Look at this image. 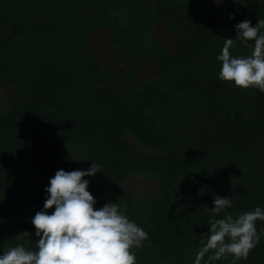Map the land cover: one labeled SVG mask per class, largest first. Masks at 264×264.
<instances>
[{"label": "trees", "instance_id": "obj_1", "mask_svg": "<svg viewBox=\"0 0 264 264\" xmlns=\"http://www.w3.org/2000/svg\"><path fill=\"white\" fill-rule=\"evenodd\" d=\"M240 2L224 0L217 11L203 0H0L9 29L0 37V81L14 91L10 107L0 105V254L17 244L35 250L31 219L49 178L93 161L101 171L85 178L95 207L116 202L149 234L137 264H193L200 236L225 215L206 208L214 195L234 196L225 210L234 218L264 209V92L218 78L216 56L236 37L234 25L264 21V0ZM154 20L176 37L174 53L153 36ZM104 26L126 61L120 88L108 85L87 40ZM234 43L232 55H251L254 41ZM155 62L158 75L134 84L137 70ZM129 136L163 153L143 156ZM136 174L155 189L136 197L124 186ZM236 264H264V237Z\"/></svg>", "mask_w": 264, "mask_h": 264}, {"label": "clouds", "instance_id": "obj_2", "mask_svg": "<svg viewBox=\"0 0 264 264\" xmlns=\"http://www.w3.org/2000/svg\"><path fill=\"white\" fill-rule=\"evenodd\" d=\"M214 2L222 4L224 0ZM229 19H234V15L229 14ZM234 28L236 37L226 38L216 56L221 62L218 78L264 92V21L253 26L251 20L245 19ZM235 40L242 46L254 41L251 55H232L230 49ZM98 171L101 165L95 161L87 169L57 170L45 186L41 210L31 219L38 238L35 250L24 244L8 247L0 254V264H137L136 250L143 247L149 234L127 216L120 204L108 200L95 207L97 199L89 191L90 180L85 177H93ZM233 200L234 196H213V207L208 210L225 215L208 225L209 230L200 236L201 247L193 264H214L229 256L236 264L246 260L264 237V230L258 232L256 227L257 220L264 221V209L256 206L234 218L225 212L233 206ZM49 209H53L51 213ZM23 234L29 235L27 231Z\"/></svg>", "mask_w": 264, "mask_h": 264}, {"label": "rangeland", "instance_id": "obj_3", "mask_svg": "<svg viewBox=\"0 0 264 264\" xmlns=\"http://www.w3.org/2000/svg\"><path fill=\"white\" fill-rule=\"evenodd\" d=\"M208 6L219 8L220 4H216L214 0H203ZM9 29L0 23V37L7 35ZM111 27L104 26L91 32L88 37V43L95 51L96 56L100 60V64L103 69L110 73L111 79L109 86L113 88H120L123 82V72L125 70V62H121L120 53L117 49H114L110 44L111 39ZM153 36L159 44H164L167 49L174 53L177 50V42L173 34L169 31L166 25L162 22L156 21L154 23ZM128 57V56H127ZM161 70L159 63H152L147 66L140 68L134 79V84L139 81H145L154 78ZM0 93L1 101L0 105L2 108H9L13 102L14 91L9 89L4 83L0 81ZM127 142L132 145L136 150L143 156H150L155 153L162 154V151L156 152L151 148L142 147L134 142V138L129 136L126 138ZM124 186L131 189L136 197L148 195L152 190L155 189L157 183L142 174H136L130 176L125 182ZM211 208L209 203L206 204V208Z\"/></svg>", "mask_w": 264, "mask_h": 264}, {"label": "flooded vegetation", "instance_id": "obj_4", "mask_svg": "<svg viewBox=\"0 0 264 264\" xmlns=\"http://www.w3.org/2000/svg\"><path fill=\"white\" fill-rule=\"evenodd\" d=\"M204 2V1H203ZM205 3V2H204ZM206 4V3H205ZM207 5V4H206ZM208 6V5H207ZM209 7H211V6H209ZM211 8H213V9H215V10H219V9H222L223 7L221 6V4H220V7L219 8H214V7H211ZM156 21H159V22H162V21H160V20H154V21H152V25H153V29H154V23L156 22ZM163 23V22H162ZM170 31V30H169ZM153 32H154V30H153ZM171 32V31H170ZM172 33V32H171ZM173 34V33H172ZM173 36H174V34H173ZM175 37V36H174ZM175 40H176V42H177V39H176V37H175ZM110 44H111V46L113 47V45H112V32H111V39H110ZM177 48H178V45H177ZM115 49V48H114ZM119 52V51H118ZM170 52V51H169ZM171 53V52H170ZM121 55V54H120ZM152 64V63H151ZM125 66H126V64H125ZM125 70H126V68H125ZM124 70V71H125ZM138 71V70H137ZM124 73V72H123ZM136 74V73H135Z\"/></svg>", "mask_w": 264, "mask_h": 264}]
</instances>
